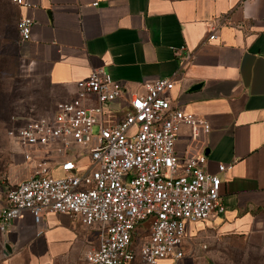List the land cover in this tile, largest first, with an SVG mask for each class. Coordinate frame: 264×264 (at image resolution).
<instances>
[{
    "label": "crops",
    "instance_id": "1",
    "mask_svg": "<svg viewBox=\"0 0 264 264\" xmlns=\"http://www.w3.org/2000/svg\"><path fill=\"white\" fill-rule=\"evenodd\" d=\"M26 1L29 6L13 5L18 21H32L30 39L21 44L20 77L40 97L15 102L16 119L52 114L94 70L122 82L128 96L170 78L172 104L210 127L196 143L182 127L175 150L181 157L205 155V170L221 179L225 207L221 216L189 227L178 264H211L213 250L202 251L195 244L200 238L249 243L257 237L264 243V0ZM210 31L215 40L208 41ZM221 164L228 169L219 172ZM32 219L25 212L12 222L2 244L11 251L2 264L80 259L71 253L74 238L87 236L78 219L65 214H48L40 223ZM87 240L94 243V237Z\"/></svg>",
    "mask_w": 264,
    "mask_h": 264
},
{
    "label": "built area",
    "instance_id": "2",
    "mask_svg": "<svg viewBox=\"0 0 264 264\" xmlns=\"http://www.w3.org/2000/svg\"><path fill=\"white\" fill-rule=\"evenodd\" d=\"M31 26L29 19L18 21L22 45ZM215 39L210 31L208 41ZM173 86L172 79L159 78L144 85L145 93L128 96L122 82L94 70L52 114L13 118L6 137L31 166L29 176L5 193L0 234L25 212L34 223L65 214L96 230V245L84 253L87 264H178L189 227L221 216L225 207L221 179L205 170V155L181 157L175 150L182 127L195 143L210 127L172 104Z\"/></svg>",
    "mask_w": 264,
    "mask_h": 264
},
{
    "label": "rangeland",
    "instance_id": "3",
    "mask_svg": "<svg viewBox=\"0 0 264 264\" xmlns=\"http://www.w3.org/2000/svg\"><path fill=\"white\" fill-rule=\"evenodd\" d=\"M13 5L10 0H0V205L6 191L13 185L9 183L8 178L12 181L25 179L30 173L31 166L23 159L22 148L6 137V131L11 126L13 118L16 119L13 104L16 102L24 105L40 97V93L33 92L20 77L23 49ZM53 176H59L58 172L54 171ZM143 230L140 229L142 236L145 237L146 232ZM82 232L87 236L75 237L71 243V253L74 256L81 254L80 259L74 264H87L83 259L84 253L90 247H94L97 240L95 229L83 226ZM3 236L0 234V247L5 242ZM88 237H94V243H89ZM195 242L202 251L213 250V255L209 259L211 264H264V243L257 237L249 243L234 237L200 238ZM203 245L206 248H202ZM5 255L6 252L0 248V264Z\"/></svg>",
    "mask_w": 264,
    "mask_h": 264
},
{
    "label": "water",
    "instance_id": "4",
    "mask_svg": "<svg viewBox=\"0 0 264 264\" xmlns=\"http://www.w3.org/2000/svg\"><path fill=\"white\" fill-rule=\"evenodd\" d=\"M196 87H197V85L194 86L193 88H196ZM4 248H5V250H6V253H7V252L9 253V252L11 251V249L9 248V245H8V244H5Z\"/></svg>",
    "mask_w": 264,
    "mask_h": 264
}]
</instances>
